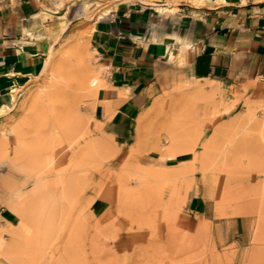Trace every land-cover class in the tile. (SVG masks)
Returning a JSON list of instances; mask_svg holds the SVG:
<instances>
[{
    "label": "rangeland",
    "instance_id": "374dc122",
    "mask_svg": "<svg viewBox=\"0 0 264 264\" xmlns=\"http://www.w3.org/2000/svg\"><path fill=\"white\" fill-rule=\"evenodd\" d=\"M81 1L51 46L59 76L0 114V264H264V75L168 59L131 137L107 133L89 37L118 0Z\"/></svg>",
    "mask_w": 264,
    "mask_h": 264
},
{
    "label": "crops",
    "instance_id": "0c3cea01",
    "mask_svg": "<svg viewBox=\"0 0 264 264\" xmlns=\"http://www.w3.org/2000/svg\"><path fill=\"white\" fill-rule=\"evenodd\" d=\"M72 3L0 0V105L10 101L11 87L24 86L42 69L51 46L76 23L83 3ZM106 9L93 22L89 44L105 70L94 116L107 133L131 137L168 59H187L196 77L264 75V0H118Z\"/></svg>",
    "mask_w": 264,
    "mask_h": 264
},
{
    "label": "bare ground",
    "instance_id": "6f19581e",
    "mask_svg": "<svg viewBox=\"0 0 264 264\" xmlns=\"http://www.w3.org/2000/svg\"><path fill=\"white\" fill-rule=\"evenodd\" d=\"M109 9H105L103 10L99 15L98 17H100L101 15L105 14ZM97 17V18H98ZM91 32V31H90ZM84 53V52H83ZM48 54V57L45 58L44 62H43V67H42V70L41 71H44V72H48V74L46 73V77L48 78L49 81H53L56 80V78L59 76V73L61 72V69L63 67V62H62V57L61 58H55L53 59L52 58V49L50 48L49 49V52H47ZM54 57V56H53ZM59 57V56H58ZM65 66V65H64ZM56 82V81H55ZM53 84V83H52ZM55 84V83H54ZM48 86V85H47ZM47 86H44L43 87H47ZM214 86V85H213ZM202 88V87H201ZM220 88V87H219ZM43 89V88H42ZM41 89V90H42ZM17 90V87L14 86V87H11L10 90H9V98H10V101L8 103H3L0 105V114H4V113H7L12 105H13V102H14V94ZM208 90V89H207ZM215 90V89H214ZM97 91V89H96ZM199 91H203V90H199ZM206 91V90H205ZM210 91V90H209ZM208 92V91H207ZM97 94V93H95ZM203 94V93H202ZM209 94V93H208ZM208 96V95H207ZM36 171V170H35ZM40 173V172H38ZM37 173V174H38Z\"/></svg>",
    "mask_w": 264,
    "mask_h": 264
}]
</instances>
